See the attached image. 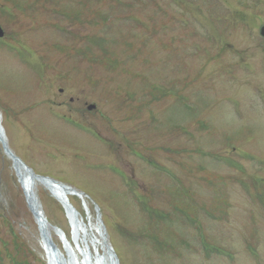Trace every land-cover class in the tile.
Returning a JSON list of instances; mask_svg holds the SVG:
<instances>
[{
  "label": "rangeland",
  "instance_id": "obj_1",
  "mask_svg": "<svg viewBox=\"0 0 264 264\" xmlns=\"http://www.w3.org/2000/svg\"><path fill=\"white\" fill-rule=\"evenodd\" d=\"M0 24L6 143L87 196L75 224L119 264H264V0H0ZM20 180L0 145V264H51Z\"/></svg>",
  "mask_w": 264,
  "mask_h": 264
},
{
  "label": "bare ground",
  "instance_id": "obj_2",
  "mask_svg": "<svg viewBox=\"0 0 264 264\" xmlns=\"http://www.w3.org/2000/svg\"><path fill=\"white\" fill-rule=\"evenodd\" d=\"M2 119L0 114V141L6 144L7 139L5 138L4 130L2 127ZM8 142V141H7ZM7 145V144H6ZM10 149V148H9ZM16 168L20 175V178L23 182V186L25 188V193L27 195L30 207L32 212L36 215L38 222L41 227L42 235H43V243L46 247L47 254L49 256V260L51 264H119L117 262L116 257L112 251V247L108 245L107 235L105 234L102 226L101 227V235L102 241H99L98 238L93 239L90 237V232L87 228H81L78 223L75 224L77 218L76 214L69 209L67 205V200L70 196H79V194L74 190L67 186H63L60 184H56L47 179H40L34 176L31 170L23 166L20 162L15 161ZM37 184H41L46 187L47 190L53 195V197L59 201L62 206H64L67 210V214L71 221L73 222V226L75 228V243L79 246V250L75 251L70 243L65 245L66 255L60 249H54L52 243L49 238V225L46 222L44 215H42L39 204L35 197L34 189ZM52 228V227H51ZM82 230H81V229ZM53 230V228L51 229ZM96 230V229H95ZM99 230V228H98ZM56 234H60V232L56 231ZM93 239V240H92ZM53 242V241H52ZM65 242V241H64ZM66 243V242H65ZM68 243V242H67ZM83 244V246L81 245ZM92 246H99L103 248L104 254L98 252L96 255L92 252ZM59 247V246H58ZM99 251V250H98ZM81 256V259H79Z\"/></svg>",
  "mask_w": 264,
  "mask_h": 264
},
{
  "label": "water",
  "instance_id": "obj_3",
  "mask_svg": "<svg viewBox=\"0 0 264 264\" xmlns=\"http://www.w3.org/2000/svg\"><path fill=\"white\" fill-rule=\"evenodd\" d=\"M261 35L264 37V27L261 29ZM3 37H4V31H3V29H2L1 26H0V38H3ZM92 108H93V107H90V109H92ZM4 149H5V151H6L7 153L10 154V156H11L14 160L20 162V160H19L17 157L13 156V155L8 151V149H7L6 146L4 147ZM20 163H21V162H20ZM41 178H42V177H41Z\"/></svg>",
  "mask_w": 264,
  "mask_h": 264
},
{
  "label": "trees",
  "instance_id": "obj_4",
  "mask_svg": "<svg viewBox=\"0 0 264 264\" xmlns=\"http://www.w3.org/2000/svg\"><path fill=\"white\" fill-rule=\"evenodd\" d=\"M95 41H96V39H95ZM97 46V45H96ZM95 47V46H94Z\"/></svg>",
  "mask_w": 264,
  "mask_h": 264
},
{
  "label": "flooded vegetation",
  "instance_id": "obj_5",
  "mask_svg": "<svg viewBox=\"0 0 264 264\" xmlns=\"http://www.w3.org/2000/svg\"><path fill=\"white\" fill-rule=\"evenodd\" d=\"M73 102V100H71Z\"/></svg>",
  "mask_w": 264,
  "mask_h": 264
}]
</instances>
